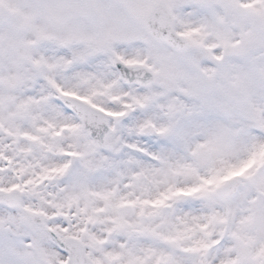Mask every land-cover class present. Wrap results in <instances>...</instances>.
I'll list each match as a JSON object with an SVG mask.
<instances>
[{"label":"snow or ice","instance_id":"snow-or-ice-1","mask_svg":"<svg viewBox=\"0 0 264 264\" xmlns=\"http://www.w3.org/2000/svg\"><path fill=\"white\" fill-rule=\"evenodd\" d=\"M0 264H264V0H0Z\"/></svg>","mask_w":264,"mask_h":264}]
</instances>
